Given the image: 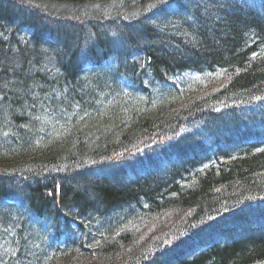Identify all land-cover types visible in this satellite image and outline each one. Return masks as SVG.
<instances>
[{
    "label": "trees",
    "instance_id": "16d2710c",
    "mask_svg": "<svg viewBox=\"0 0 264 264\" xmlns=\"http://www.w3.org/2000/svg\"><path fill=\"white\" fill-rule=\"evenodd\" d=\"M260 202L264 0H0V264H264Z\"/></svg>",
    "mask_w": 264,
    "mask_h": 264
},
{
    "label": "rangeland",
    "instance_id": "374dc122",
    "mask_svg": "<svg viewBox=\"0 0 264 264\" xmlns=\"http://www.w3.org/2000/svg\"><path fill=\"white\" fill-rule=\"evenodd\" d=\"M256 114H257V113H256ZM256 114H255V115H256ZM255 115H254V116H255ZM254 116H253V117H254ZM253 206H254L253 208H247V209H244V210H245V211H246V210L251 211L252 209H254L255 211H256V210H259L260 208L264 207V202L255 203V204H253ZM246 213H247V212H246ZM196 236L199 237V234H196ZM187 237H188V236H187ZM187 237H186V238H187ZM186 238H185V240H186ZM185 240H184V245H185ZM202 244H204L203 241H199V242L197 243V250H196V251H198V250L200 249V246H201ZM185 247H187V246L185 245ZM190 250L193 251L194 249H190ZM196 251H195V252H196Z\"/></svg>",
    "mask_w": 264,
    "mask_h": 264
},
{
    "label": "bare ground",
    "instance_id": "6f19581e",
    "mask_svg": "<svg viewBox=\"0 0 264 264\" xmlns=\"http://www.w3.org/2000/svg\"><path fill=\"white\" fill-rule=\"evenodd\" d=\"M256 127H257V125H256Z\"/></svg>",
    "mask_w": 264,
    "mask_h": 264
}]
</instances>
